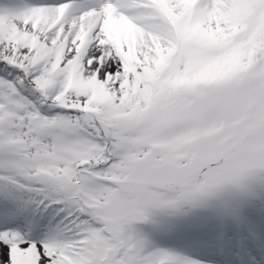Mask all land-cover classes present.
I'll return each instance as SVG.
<instances>
[{
  "label": "snow or ice",
  "instance_id": "1",
  "mask_svg": "<svg viewBox=\"0 0 264 264\" xmlns=\"http://www.w3.org/2000/svg\"><path fill=\"white\" fill-rule=\"evenodd\" d=\"M0 264H264V0H0Z\"/></svg>",
  "mask_w": 264,
  "mask_h": 264
},
{
  "label": "rangeland",
  "instance_id": "2",
  "mask_svg": "<svg viewBox=\"0 0 264 264\" xmlns=\"http://www.w3.org/2000/svg\"><path fill=\"white\" fill-rule=\"evenodd\" d=\"M137 227L142 228L146 232L152 231V225L150 223L149 224H140V225H137ZM146 227L149 228V231H147Z\"/></svg>",
  "mask_w": 264,
  "mask_h": 264
},
{
  "label": "trees",
  "instance_id": "3",
  "mask_svg": "<svg viewBox=\"0 0 264 264\" xmlns=\"http://www.w3.org/2000/svg\"><path fill=\"white\" fill-rule=\"evenodd\" d=\"M147 228V227H146ZM147 231H149V228H147Z\"/></svg>",
  "mask_w": 264,
  "mask_h": 264
}]
</instances>
